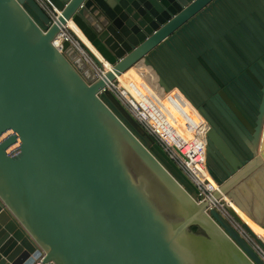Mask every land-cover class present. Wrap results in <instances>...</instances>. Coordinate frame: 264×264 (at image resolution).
Masks as SVG:
<instances>
[{
    "label": "water",
    "instance_id": "95a60500",
    "mask_svg": "<svg viewBox=\"0 0 264 264\" xmlns=\"http://www.w3.org/2000/svg\"><path fill=\"white\" fill-rule=\"evenodd\" d=\"M51 1L0 0V264H264L107 87L140 65L187 97L264 248L225 198L264 227V0Z\"/></svg>",
    "mask_w": 264,
    "mask_h": 264
},
{
    "label": "built area",
    "instance_id": "2783aa9c",
    "mask_svg": "<svg viewBox=\"0 0 264 264\" xmlns=\"http://www.w3.org/2000/svg\"><path fill=\"white\" fill-rule=\"evenodd\" d=\"M36 2L47 12L53 23L58 22L61 10L51 0H36ZM58 37H60L59 43L56 42L58 46H62L64 41H69L81 51L93 67H96L87 51L71 32L69 24L63 25ZM95 70L98 77H103L106 73L104 69L97 68ZM120 83L117 77V81L109 82L107 87L113 91L123 105L162 146L169 157L178 164L193 185L200 191L201 198L210 201L212 207H216L228 217L264 260V248L262 245L237 222L225 208L222 200L214 199V192L219 189V184L213 179L208 169L206 143H204V147L201 145L197 131L194 132L197 129L195 123L185 120L186 125H183L175 120L167 109H165L166 112L159 109L157 100L151 99L146 94V91L141 92L138 97L136 94L138 91L135 93L128 89L125 91V88ZM157 87L161 88L160 95H170V91H165L159 84H157ZM188 133L190 134L188 135Z\"/></svg>",
    "mask_w": 264,
    "mask_h": 264
},
{
    "label": "bare ground",
    "instance_id": "6f19581e",
    "mask_svg": "<svg viewBox=\"0 0 264 264\" xmlns=\"http://www.w3.org/2000/svg\"><path fill=\"white\" fill-rule=\"evenodd\" d=\"M68 24L72 29H74L81 36V38L90 46V48L95 53H97L93 45L87 40V38L84 36L81 30L72 21H69ZM59 41H60V37L56 39L57 43H59ZM109 68H110V65L107 63V69ZM118 79L121 82L120 85L125 88V91L126 89H128L129 91L133 93L138 91L136 93L138 97H139V94H141V92L146 91V94L151 99L157 100L159 109L163 110L166 107L168 111L171 113V115L174 117V119L182 123L183 125L185 122L183 120L185 119V116L188 114V112L194 114L196 119H194L195 121L193 120V122L197 126L196 120L200 121L202 124V130L203 132L205 131V138L198 136V139L201 142V145L204 147V143L207 142L206 132L209 129V125L205 121L204 117L197 110V108H195L191 104V102L187 99V97L184 94L180 93V91L177 88H174V90L172 89L170 91V95L168 96L160 95L161 88L157 87V84H159L158 75L153 68L148 67V66L138 65L136 67L130 68L126 72L119 75ZM152 82L155 85H153ZM183 105H185L186 107L185 109H183ZM193 107L196 110L193 109ZM199 117H202L203 121ZM154 118H157V117H154ZM189 134L190 133H188V135ZM225 198L227 199L229 205H231L237 211L239 216L244 220L245 223H247V225L252 229V231L256 234V236L260 238L262 241H264V227L260 225L259 223H257L256 221H254L253 219H251L234 202L230 201V199L227 196H225ZM251 223L253 224V227L250 225Z\"/></svg>",
    "mask_w": 264,
    "mask_h": 264
},
{
    "label": "flooded vegetation",
    "instance_id": "af4514ba",
    "mask_svg": "<svg viewBox=\"0 0 264 264\" xmlns=\"http://www.w3.org/2000/svg\"><path fill=\"white\" fill-rule=\"evenodd\" d=\"M205 104V103H202ZM198 110V109H197ZM203 116V115H202ZM204 117V116H203ZM205 121L209 125V129L206 132V139L208 138L209 132L212 130V126L210 122L204 117ZM208 151V143L206 142V152ZM214 161L218 164L220 168H226L227 166L230 165V161L227 159V157L223 154V156H220L218 153L214 155ZM217 173V172H216ZM213 177V176H212ZM214 179V177H213ZM215 180V179H214Z\"/></svg>",
    "mask_w": 264,
    "mask_h": 264
},
{
    "label": "rangeland",
    "instance_id": "374dc122",
    "mask_svg": "<svg viewBox=\"0 0 264 264\" xmlns=\"http://www.w3.org/2000/svg\"><path fill=\"white\" fill-rule=\"evenodd\" d=\"M153 83V82H152ZM153 85H155L154 83H153ZM174 90V89H173ZM163 108V107H162ZM186 107H185V105H183V109H185ZM189 109V108H188ZM191 109V108H190ZM193 109H195L194 107H193ZM196 110V109H195ZM189 116H191V118H193L192 116L194 115V114H192V113H189L188 114ZM188 115H186L185 116V119H187V117H188ZM190 119V118H189ZM188 119V120H189ZM202 120V119H201ZM203 121V120H202ZM197 129H195L196 131L198 130V136H201V137H203V138H205V131L203 132V130H202V124L199 122L198 124H197ZM194 130V131H195ZM264 146V144H263V142L261 143V146H260V150L262 151L263 149H262V147Z\"/></svg>",
    "mask_w": 264,
    "mask_h": 264
},
{
    "label": "crops",
    "instance_id": "0c3cea01",
    "mask_svg": "<svg viewBox=\"0 0 264 264\" xmlns=\"http://www.w3.org/2000/svg\"><path fill=\"white\" fill-rule=\"evenodd\" d=\"M165 109H167V108L165 107V108L163 109L164 112H166ZM167 110H168V109H167ZM189 113H190V112H188V114H189ZM188 114H187V115H188ZM192 117H193V118H191V116L188 115L187 119H184L183 121L188 120L189 118H190V119H189L190 121H193L194 119H196L194 115H193ZM196 117H197V116H196ZM199 118L202 119V117H199ZM202 120H203V119H202ZM194 121H195V120H194ZM196 122H197V124H198L200 121H197V120H196ZM200 123H201V122H200ZM184 125H186L185 122H184ZM195 131H196V130H195ZM195 131H194V132H195ZM197 133H198V130H197ZM250 225L253 227V224H252V223H251Z\"/></svg>",
    "mask_w": 264,
    "mask_h": 264
},
{
    "label": "trees",
    "instance_id": "16d2710c",
    "mask_svg": "<svg viewBox=\"0 0 264 264\" xmlns=\"http://www.w3.org/2000/svg\"><path fill=\"white\" fill-rule=\"evenodd\" d=\"M193 228H194L195 230H197V227H196V226H193Z\"/></svg>",
    "mask_w": 264,
    "mask_h": 264
}]
</instances>
